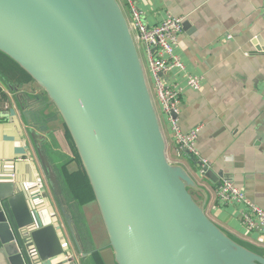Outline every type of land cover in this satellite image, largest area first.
Wrapping results in <instances>:
<instances>
[{"label": "water", "instance_id": "water-1", "mask_svg": "<svg viewBox=\"0 0 264 264\" xmlns=\"http://www.w3.org/2000/svg\"><path fill=\"white\" fill-rule=\"evenodd\" d=\"M0 53L37 87L0 74L82 264L97 263L47 152L51 115L70 134L116 264H264V249L213 221L208 191L170 160L119 0H0ZM37 221L27 194L0 173V264H53L66 256L61 232Z\"/></svg>", "mask_w": 264, "mask_h": 264}, {"label": "crops", "instance_id": "crops-1", "mask_svg": "<svg viewBox=\"0 0 264 264\" xmlns=\"http://www.w3.org/2000/svg\"><path fill=\"white\" fill-rule=\"evenodd\" d=\"M136 6L148 26L159 25L168 15L185 18L176 49L185 71H169L165 80L183 88L180 128L183 132L200 128L197 148L200 156L211 163L207 172L210 177L204 176V184L199 183L209 193L206 212L218 217L227 227L215 222L234 236L264 249L237 236L245 231L241 222L244 207L223 204L217 197L218 186L232 183L264 209V0H137ZM187 75L202 77V88H187ZM25 86L28 90L37 88L31 80ZM0 98V173L13 177L23 192L26 184L42 182L46 205L40 210L41 225H54L67 243V253L73 257L66 260L61 256L53 264H82L68 231L64 230L62 214L14 94L1 79ZM51 116L50 128L54 133L47 152L66 191L82 240L94 258L99 254L105 264H115L95 198L89 193L91 186L85 184L81 174L83 168L76 148L63 121ZM165 126L170 160L202 177L196 160L190 156L195 161L192 163L189 156L177 154L173 132L166 123ZM253 237L264 244L259 234L253 233Z\"/></svg>", "mask_w": 264, "mask_h": 264}, {"label": "built area", "instance_id": "built-area-1", "mask_svg": "<svg viewBox=\"0 0 264 264\" xmlns=\"http://www.w3.org/2000/svg\"><path fill=\"white\" fill-rule=\"evenodd\" d=\"M125 1L129 6L132 18V21L129 22L130 28L137 46L140 43L145 51L149 74L153 79L156 93L162 106L165 123L173 132L177 144V154L179 156H191L197 161L196 164L200 174L205 176L211 168V163L200 156L197 148L200 128H194L188 132L181 130L179 115L181 113L183 88L179 87V85H172L165 80V76L169 71H185L184 63L176 54V49L180 45V37L184 31L185 18L168 15L159 25L148 26L143 21L142 12L136 6L137 0ZM202 80L203 78L200 76L187 75L186 86L198 91L202 88ZM44 187L41 181H35L24 186V192L32 205V211L38 220V225H41L39 220L40 210L46 205V189ZM217 197L223 204L236 203L243 206L241 222L245 231L257 233L264 238V209L255 205L246 196L245 192L234 184L226 182L218 186ZM65 257L66 259L73 258L69 253Z\"/></svg>", "mask_w": 264, "mask_h": 264}, {"label": "rangeland", "instance_id": "rangeland-1", "mask_svg": "<svg viewBox=\"0 0 264 264\" xmlns=\"http://www.w3.org/2000/svg\"><path fill=\"white\" fill-rule=\"evenodd\" d=\"M119 1H120L121 5L123 7V10H124V12L126 14V17L128 19V22H131L132 21L131 13H130V9H129L127 3H125L124 0H119ZM138 48H139L140 58H141V60H142V62L144 64V68H145L146 73H147L148 83H149V87H150V90H151V93H152V96H153V99H154V102H155L156 109H157L158 114L160 116V120H161L162 126L164 127V129L166 131V134H167L168 133V130L166 129V126H165V118L163 116L162 106H161V103H160V101L158 99V96H157V93H156V88H155L153 79L150 77L149 72H148V66H147V59H146L145 51H144V49H143V47H142V45L140 43H138ZM182 162L186 163V160H182ZM192 174H193L194 178L198 181V183H200V184L203 183L204 184V182L206 180V179H203L204 176L201 177V176H199V175H197V174H195L193 172H192ZM206 178H208V175L206 176ZM208 215L214 221H216L217 223H219L220 225L226 226L220 219H218V217H216L215 215H211L209 211H208ZM237 234H236L237 236H239V237H241V238H243L245 240L251 241V243H253V244L260 245V246H264L263 243L259 242L257 239H254L253 233L244 231L243 233H237ZM109 254L110 255L112 254V251L111 250H109ZM109 264H112V263H109Z\"/></svg>", "mask_w": 264, "mask_h": 264}, {"label": "trees", "instance_id": "trees-1", "mask_svg": "<svg viewBox=\"0 0 264 264\" xmlns=\"http://www.w3.org/2000/svg\"><path fill=\"white\" fill-rule=\"evenodd\" d=\"M0 72L2 74H4L6 77H8L10 80H14L16 82H20V83L26 82L27 83L28 81L31 80L30 76L24 70H22L16 63H14L12 60H10L8 57H6L5 55H3L1 53H0ZM69 137H70V134H69ZM189 159L192 163L195 162L192 158L189 157ZM81 174H83L85 176L84 177L85 184H88L89 181L87 179V176H86L84 170L82 171ZM88 186H89V184H88ZM89 193H90V196L92 198V196H94V195H93V191H92L91 187L89 189ZM95 258H96V261L98 264H105L102 257L99 254H95Z\"/></svg>", "mask_w": 264, "mask_h": 264}]
</instances>
